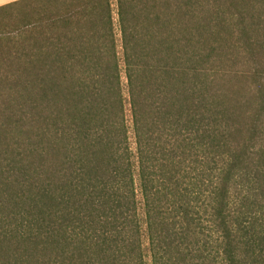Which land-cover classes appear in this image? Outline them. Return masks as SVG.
<instances>
[{"label":"trees","instance_id":"trees-1","mask_svg":"<svg viewBox=\"0 0 264 264\" xmlns=\"http://www.w3.org/2000/svg\"><path fill=\"white\" fill-rule=\"evenodd\" d=\"M64 3L0 30V264H264V0Z\"/></svg>","mask_w":264,"mask_h":264},{"label":"rangeland","instance_id":"rangeland-1","mask_svg":"<svg viewBox=\"0 0 264 264\" xmlns=\"http://www.w3.org/2000/svg\"><path fill=\"white\" fill-rule=\"evenodd\" d=\"M64 2L65 0H27L0 10V30L6 28L5 32H2L3 36L1 38L5 39L7 37L8 39L9 34H11L10 37L13 39V42L15 41L14 39L17 42H22L26 39L28 40L27 44H33L37 40L45 41L44 39L49 38L51 44V13L61 9L65 5ZM114 11L116 13L115 0ZM27 24L34 26L25 29L24 26ZM5 25L6 27H4ZM6 47L7 45L4 43L3 46L2 43L1 52ZM43 51L48 52L51 50L45 49Z\"/></svg>","mask_w":264,"mask_h":264},{"label":"crops","instance_id":"crops-1","mask_svg":"<svg viewBox=\"0 0 264 264\" xmlns=\"http://www.w3.org/2000/svg\"><path fill=\"white\" fill-rule=\"evenodd\" d=\"M27 0H0V10Z\"/></svg>","mask_w":264,"mask_h":264}]
</instances>
